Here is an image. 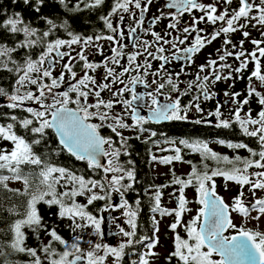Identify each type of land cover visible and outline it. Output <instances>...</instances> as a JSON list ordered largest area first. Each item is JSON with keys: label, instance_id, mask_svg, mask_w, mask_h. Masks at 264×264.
<instances>
[{"label": "snow or ice", "instance_id": "snow-or-ice-1", "mask_svg": "<svg viewBox=\"0 0 264 264\" xmlns=\"http://www.w3.org/2000/svg\"><path fill=\"white\" fill-rule=\"evenodd\" d=\"M58 2L69 12H79L83 11L81 4L86 9H96L103 5L105 0H78L71 8L69 0ZM13 3H16V0H13ZM23 3L28 5L31 0H23ZM43 3L44 0H35L34 10L39 12ZM153 3L154 0H113L111 10L99 18L110 33L107 35L101 32L95 36H83L71 31L67 20L58 25L47 17L42 19L45 20L48 29L40 34L38 29L26 24L19 13L9 16L0 24V27L8 32L22 33L24 36L15 47L0 44V69L14 73L17 77L11 94L4 87H0V96L10 101L7 104L9 109H20L29 114L24 118L11 115L10 123L0 124V141L11 144L10 149L0 148V171L11 174L0 175V186L18 193V189L8 188V181H23L25 191L20 194L30 196L24 218L16 220L12 225L14 236L9 245L14 252L25 253L34 258L30 264H44L36 248L25 246L26 234L23 231L26 227L31 229L37 239L41 229L47 231L37 208L39 203L42 202L49 207L58 206V217L71 220L70 227L73 232L77 229L91 228L94 235L102 237L103 215L97 217L88 210V206L96 201L106 202L100 209L101 212L123 209L122 216L125 218L127 228L120 226L119 232L126 239L118 247L89 241L90 250L84 252L80 246L81 237L77 236L75 241L69 244L55 228H52L47 231L51 240L48 244L42 245L39 251L45 254L48 264H106L109 257L112 258V264H122L126 249L135 243L140 205L137 199L136 207L133 208L125 199L126 193L133 188L136 181L134 167H125L120 163L121 155L129 154L127 149L130 137L124 135L125 130L143 133L148 131L144 126L150 121L159 123L188 120L189 112L193 110L203 114L201 97L207 101L216 95L210 91L209 86L221 80L243 79L242 75L234 77L233 73H243L248 69L249 63H254V68L247 77V95L240 100L238 98L242 93L225 91L224 95L229 97L228 102L236 107L232 112L233 120L221 119L219 126L231 127L234 122L243 135L255 138L258 150L245 143H229L227 147L246 149L249 153L248 157L237 155L229 158L212 151L206 143H189L181 140L180 144L200 153L202 167L192 164L191 172L187 174L186 179L177 176L172 170L170 183L179 185L177 208L161 207L160 189L169 186L166 184L157 186L152 197L151 211L162 216H175V222L170 225L175 237L174 251L170 253L169 261L175 257L181 264H264V231L237 226L232 215L237 213L242 218L257 221L264 216V198H255L249 207L243 191L245 186H250L249 191L255 197L256 190H264V71L261 66V58H264V47L261 45H264V39H252L254 50L246 52L243 39L239 42V51H235L237 45L230 38L231 34L246 29L249 25L264 29V0H212L209 3L202 0H167L164 7L176 11L164 12L158 9L160 14L153 16L151 20L154 26L160 20L171 17L172 22L167 25V29L171 31H166L163 35L152 28H145L146 13ZM195 11L200 13L198 17L193 14ZM186 13L191 20L181 27L180 18ZM125 14L132 23L124 24ZM200 24L212 25L213 32L201 35L206 33V29L199 27ZM216 25L219 27H215ZM58 28L63 29L69 38L48 40L47 38L54 35ZM126 30L135 49L130 53L124 51L128 47V44L124 43ZM138 30L153 39L149 41L137 38ZM173 32H179L181 35H173ZM241 34L244 38L251 35L247 30ZM222 35L225 39L217 53L218 60L223 63L218 64L216 59L207 60L205 64L199 66L194 79L188 81L183 89L178 82L179 73L175 74V78L172 74L163 75L167 72L166 65L170 63L167 52L174 49L175 51H171V59L194 63L193 57ZM261 35L264 36V31ZM101 40L114 45L111 47L112 54L100 62L90 61L88 57L92 52L89 49L103 56V46L98 43ZM74 45L79 46L78 51ZM229 45L233 50H229ZM37 46L43 50L34 59L30 50ZM19 49L27 50L23 63L14 60L12 56ZM229 57L239 61L237 67L233 68L226 62ZM242 57L244 59H241ZM78 61L83 62L82 75L74 70ZM152 61L160 63L153 68ZM9 64L14 67H9ZM56 66L61 67L59 75H54ZM98 69H103V75L99 80L96 75L90 74L96 73ZM206 69L210 70L211 76L201 75ZM223 69H228L226 74L222 73ZM66 75L74 83H70L66 91H54L65 83ZM150 76L151 83L148 81ZM137 85L146 88L152 85L156 87L152 92L139 93ZM232 86L234 85H230ZM165 88L169 89L167 95L163 92ZM193 90L195 94L189 103L182 105L181 97L189 95ZM104 93H107V98ZM172 93L176 95L173 96ZM126 94H130V98H127ZM146 96L150 98L151 103L147 105L149 115L144 116L141 115L140 102H143ZM160 96H164L167 102L161 103L158 98ZM253 97L259 105L255 116L250 107L244 111V106L249 105ZM26 102H31L37 107H25ZM117 106H121V111H116ZM221 107L222 105L218 103L215 112L209 114L221 117L223 115ZM129 119L132 121L131 124L128 122ZM17 125L26 133H30L32 139L18 134ZM103 128L110 129L118 138L119 147L115 146L117 141L112 136L105 137L101 134ZM49 130L58 138L59 148L53 150L56 154L66 150L77 160L85 161L89 169L100 174L99 178H86L42 159L35 151V147L42 144L47 146L45 142ZM155 135V132L150 133L152 137ZM105 145L108 147L105 148ZM174 151L175 155L162 158L161 163L167 165L173 161L184 162L180 154L181 149L176 147ZM102 157L107 158L106 163H102ZM152 158L156 159L155 156ZM207 160L214 161L217 167L210 168ZM127 163L129 166L133 164L131 160ZM187 163L191 164V161ZM221 163L231 167H220ZM24 166L39 168L36 175L40 177V181L34 191L29 192L31 174H24ZM216 177H223L225 182L231 181L240 186L241 190L233 197L231 205L218 195ZM58 185L65 190L58 192ZM189 186L195 188L198 195L196 203L200 207L191 221L183 225L187 234V239H184L176 229L181 226L183 214L191 211L187 207L189 201L185 196V189ZM113 193L119 195V204L112 202ZM172 195L175 197V193ZM78 197H84L86 203L78 202ZM8 211L15 212V209ZM253 211H257L259 215L252 216ZM229 229L235 230V234L225 235ZM154 231L158 232V227ZM53 242L64 245V251L57 252L52 247ZM158 242L157 237L155 243L147 246L149 251L143 254L138 264H150L148 257L157 255L151 249ZM0 255H4L2 249ZM5 264H8V261H5ZM132 264H137V261H132Z\"/></svg>", "mask_w": 264, "mask_h": 264}, {"label": "trees", "instance_id": "trees-1", "mask_svg": "<svg viewBox=\"0 0 264 264\" xmlns=\"http://www.w3.org/2000/svg\"><path fill=\"white\" fill-rule=\"evenodd\" d=\"M34 5L35 0H31V3L28 5H25L23 3V0H16V3H13V0H0V24H2L3 21L9 16H13L15 13H19L24 22L30 25L31 27L38 29L40 34H42L43 31H46L48 29V26L45 20L42 19V17L52 19L58 25L61 24L63 21L67 20L71 30V12L67 11L58 2V0H44V3L40 6L39 12H36L34 10ZM69 7L71 8V0H69ZM56 38L68 39L69 37L63 29L58 28L55 31V34L49 36L47 39L54 40ZM23 39L24 36L22 33L13 34L8 32L6 29L0 27V44L7 45L8 47H15L16 44L19 41H22ZM42 50L43 49L41 47L37 46L31 49L30 52L33 58L35 59ZM26 51L27 50L25 49H19L17 52L12 54L13 59L19 61L20 63H23ZM66 59L67 58H65V60ZM9 67L14 66L9 64ZM60 71L61 69H59L58 71L54 70V75H59ZM245 71L250 74L252 70L247 69ZM16 78L17 77L14 73L0 69V87H4L10 94L13 91V85L15 84ZM65 81H70L69 76H65ZM46 82L50 83V81ZM32 89L34 90V86H32ZM253 99L254 102L257 103L256 98ZM8 103H10V101H8L7 98L4 103H0V124L10 123L11 120L9 119V117L11 115H16L18 118H24L26 116H29L28 113L20 109H9L7 107ZM27 106L37 107L34 106V104L31 105V102H26L25 107ZM172 129H177L180 131L178 127H172ZM17 132L20 135H24L29 140L32 139L31 134L26 133L23 129L19 128L18 125ZM179 134L182 133L179 132ZM183 139L185 141H188L189 143H206L212 151L218 153L221 156H228L229 158H233L237 155L241 157L249 156V153L246 149H232L227 147V144L229 143H245L248 144L249 147L258 150V144L255 138H250L243 135L239 126L234 122L232 123L231 127H222L218 125L211 129L196 127L194 126V124H190L186 127V131L183 134ZM221 141H223V143H221ZM45 143L47 146H45V144L36 146L35 151L37 152V154L41 155L42 159L47 160L48 163H51L58 167L67 168L75 172L77 175H84L86 178H99L100 174L94 173L91 169H89L85 161L77 160L66 150L60 151L59 154H56L53 151L54 149L59 148V145L58 139L52 130H49L48 139ZM215 143H217L218 146L226 147V149H224L223 152H218L217 150H215L214 147H212V144ZM128 144L129 147L127 151L129 154L123 155L120 158V163L124 164L125 167H134L136 181L133 185V188L126 193L125 199H127V201L133 206V208L136 207V200L138 199L140 201L139 215L137 218L138 228L135 240H142L145 242L151 236L150 229L157 228L158 219L165 217L160 215L159 213H153L151 211V208L153 206L152 197L154 195V192L156 191L157 186L166 184L170 185L171 183L169 180H166L165 183H160L155 177L154 167L157 162H161V158H158L156 156V152L152 148L154 142H139L135 140H130ZM181 147L184 148L185 146L181 145ZM0 148L10 149L11 144L10 142L0 141ZM184 149L187 152L186 154L192 155V157L190 156L188 159H185L183 157V154H181L182 160H185L186 162L191 161V164H195L198 167H202V157L200 153L193 152L191 149L186 147ZM173 155L175 154H168V156ZM153 156L156 157L155 160L152 158ZM129 160L133 162L131 166H129L127 163ZM206 163H208L210 168L217 167L216 163L212 160H207ZM219 166L223 168L231 167L230 165H226L223 163H221V165ZM23 171L25 175L31 174L29 175L31 184L29 192L34 191L40 181V177L36 175V173L39 172V168L36 166H24ZM0 175L11 174L7 171H0ZM219 178L223 177H216L215 181H217ZM125 183H127V181H125ZM231 183L233 184V189L235 190V194L237 195L241 190L240 186L235 184L234 182ZM249 187L250 186H245L243 188V191L249 190ZM8 188L18 189L19 192L17 193L9 191L3 186H0V249H2L4 252V255H0V264H5V261H8V264H30V261L34 258L28 256L25 253H16L9 247L14 236V233L12 232V225L15 223L16 220L24 218V213L27 210L28 200L30 199V196L20 194L25 191V185L23 181L10 180L8 181ZM57 190L58 192H63L65 189L58 185ZM160 191L162 192L161 207L168 208L163 201L166 187L160 189ZM197 199L198 195L194 199V201L196 202ZM77 200L80 203H86V199L84 197H78ZM188 201L192 200L188 199ZM105 203V201H96L93 203V205L88 206V210L93 215L99 217L100 215H102L100 209L104 207ZM198 206L200 207V205ZM13 208L15 209V212L8 211V209ZM37 208L39 210L40 215L43 217L42 223L47 226V231H50L52 228H55L58 234L61 235L62 238H64L66 241H68L69 244L73 243L77 236L80 237L78 233L80 229H77L75 232L72 231V228L70 227L72 223L71 220L67 218L58 217V206L53 205L49 207L48 205L41 202L37 205ZM153 217L155 219H153ZM23 231L26 234L25 246L30 248H36L44 264H48V261L45 258V254L39 251L42 245L48 244L51 240V237L47 234V231L41 229L39 232V239H37L36 234L31 229L26 227L23 229ZM179 235L182 238L187 239V234L184 230V227H182V231L179 233ZM88 242L89 240H86L84 238H82V242L80 241V246L84 251L88 249L86 245V243ZM52 247L57 252H62L64 251L65 246L60 245L58 242H53ZM127 253L133 256L136 252L133 250H129V252ZM179 263L181 262L179 261ZM122 264H132V261H129L128 258H126L125 256L123 258Z\"/></svg>", "mask_w": 264, "mask_h": 264}, {"label": "flooded vegetation", "instance_id": "flooded-vegetation-1", "mask_svg": "<svg viewBox=\"0 0 264 264\" xmlns=\"http://www.w3.org/2000/svg\"><path fill=\"white\" fill-rule=\"evenodd\" d=\"M77 2L78 0H71V7H73ZM166 2L167 0H154V3L150 7L149 12L146 13L145 28H152L153 30L161 33L162 35L166 31H171L167 29V25L170 22H172L171 17L160 20L154 26L151 23L152 17L160 14L158 12V9H162L164 12H169V11L175 12L176 11L175 9L169 10L166 7H164ZM202 2L209 3V2H212V0H202ZM112 4H113V0H105V3L96 9H86L84 8V5L81 4V8L83 9V11L71 12V31L78 33V34H82L83 36H88V35L95 36L96 34H99L101 32H103V34L105 35L110 34L104 28V24L99 18L102 15H107V13L111 10ZM235 6L236 5L234 3L233 7ZM136 11L138 14V10ZM193 14L197 17L200 15L198 11H195ZM113 19L115 21V18ZM180 20H181L180 26L182 27L184 24L190 22L191 17L189 16V14L186 13L180 18ZM130 23H132V21H130L128 19L127 14H125L124 24L128 25ZM199 27L206 29V33H202L201 35L211 33L214 30L213 26L209 24H200ZM215 27H219V25H216ZM244 30H247L251 33V35L248 38H244L242 36L241 32ZM262 31H264V29L259 28V27L254 28L251 25H249L246 29H243L234 34H231L230 38L232 42L237 45V48L235 49V51H239V42L242 39L244 40L243 47L246 50V52L253 51L254 45L251 43V40L252 39H264V36L261 35ZM173 35H181V33L173 32ZM194 35L195 34H193V37ZM136 36L137 38L142 39V40L151 41L153 39L150 35L145 34L141 30L137 31ZM191 39L192 37H190V40ZM224 39L225 37L222 35L220 38L213 41L211 44L206 45L198 54H196L193 57L194 63H190L187 60L171 59V51H175L174 49L167 52L166 54L170 56V63L166 65L167 72L163 73V75L166 76L168 74H172L175 78V74L179 73L178 82H180V87L181 89H183L186 86V83L188 81L194 79L195 74L199 71V66L202 64H205L207 60L216 59L218 61V64L223 63L218 60L219 53H217V49H220L222 47ZM98 43L103 46L104 54L103 56H101L100 54L96 53L92 49H89V51L92 52V54L89 55L88 57L90 61L100 62L105 57L110 56L112 54L111 47L114 45H110V42L105 41V40H101ZM124 43L128 44V47L124 50L126 53H130L135 50L132 47V42H131V39L128 37L127 30L125 31ZM165 47L167 48L168 46H165ZM261 47H264V45H261ZM228 48L229 50H233L231 45H229ZM73 55H75V52H73ZM149 59L151 58L149 57ZM241 59H244V58L242 57ZM140 60L142 61L143 57H141ZM226 62L228 64H231L233 68L237 67L239 64V61H236L233 57H229ZM82 63L83 62H79V61L76 62V67L74 70L77 71L78 74L82 73L81 72ZM152 63H153V68H156L160 62L152 61ZM251 70H253V68ZM221 71L222 73L226 74L228 69H223ZM90 74L96 75L97 79L99 80L100 77L103 75V69H98L96 73H90ZM204 74H208L211 76L210 70H207V69L205 73H201V75H204ZM236 74L237 73H233L234 77L236 76ZM240 75H242L244 78L238 79V80L233 79V80H228V81L221 80V81L216 82L214 85L209 86L210 91L215 92L216 95L211 100H207V101H204L203 98L201 97L200 104H201L202 109L204 110L203 114L197 113L193 110L189 112V115H192V117H190L188 120L160 121L159 123H154L150 121L148 124L144 126L146 129H148V131H145L143 133H138L133 130H125L124 135L130 137L129 141L135 140L139 142H151V141L154 142L152 148L156 152L157 157L160 155L166 154L165 152L161 150L162 147L164 146H168V147L170 146V148L174 151L176 147H179L182 145L180 144V141L184 140L183 134L186 131V127L188 125L194 124V126L196 127H201L205 129H211L219 125V122L222 116L218 118L216 116L210 115L209 113L215 112L218 103L219 105H222L220 109L222 113L223 111L227 109L228 105H230L229 102H227L229 101V98H224L225 91H228L231 93V92H241V90L246 89V85L248 83L247 77L249 73L244 71L243 73H239V76ZM151 80H152V77L151 76L148 77L149 83H151ZM65 82H69V81H65ZM70 83H74V81H71ZM230 85H234V86L230 87ZM155 87H156L155 85H152L150 88H146L143 85H137V90L139 93H147V92L154 91ZM163 92L165 93V95H167L169 93V89L165 88ZM194 94H195V90H193V92L190 93L189 95L182 96L181 104L184 105V104L189 103V101L192 98V95ZM103 95L105 96V98H107V93H104ZM172 95L175 96L176 94L172 93ZM126 97L130 98V94H126ZM158 98L160 99L161 103L167 102L164 96H160ZM150 103H151L150 98L147 96L145 97V100L143 102H140L141 115H144V116L149 115L147 105H150ZM70 107H75V105H71ZM118 111H121V106L118 107ZM197 120H201L202 122L196 123ZM93 122H96V121H93ZM128 122L130 124L132 123L130 119L128 120ZM172 127L173 128L178 127L180 131L177 129H172ZM151 132H155L156 135L154 137L150 136ZM179 132L182 134H179ZM101 134L104 135L105 137L112 136V138L117 141L115 146L119 147L118 138L115 137L113 133H111L110 129L103 128L101 130ZM137 136H139V138H137ZM174 144H176L175 147H174ZM105 147L107 148L108 146L105 145ZM122 156L123 155H121V157ZM166 156H168V154H166ZM148 239L149 241H152L151 238H148ZM126 258H128L129 261H132L130 257H126ZM135 260L139 262L140 259H134V261Z\"/></svg>", "mask_w": 264, "mask_h": 264}, {"label": "rangeland", "instance_id": "rangeland-1", "mask_svg": "<svg viewBox=\"0 0 264 264\" xmlns=\"http://www.w3.org/2000/svg\"><path fill=\"white\" fill-rule=\"evenodd\" d=\"M73 47L76 48L77 51L79 50L78 45H74ZM64 50H67V49H64ZM257 55H259V53H257ZM261 66H262V71H264V58H261ZM252 68H254V63H249L248 69H252ZM59 69H61V67L56 66L55 70L58 71ZM79 75H82V73ZM236 76H239V74L237 73ZM69 82H71V81H69ZM62 86L59 89H54V91L62 92ZM240 93H242V95L238 99L243 100L245 98V96L247 95V89L241 90ZM224 98H229V97L224 96ZM253 98H255V97H253ZM253 98L250 100L249 105L244 106V111L246 112L248 110V108L250 107L252 109L253 116H255L257 111L259 110V105L254 102ZM229 104L230 105H228L227 109L225 111H223V113H222L223 115H222L221 119L233 120L232 112L235 109L236 105L231 104V103H229ZM34 106H36V105H34ZM118 107L119 106L116 107V111H118ZM242 115H243V113H242ZM190 117H192V115H189V118ZM175 145L176 144H174V147H175ZM212 147H214L215 150H217L218 152H223L224 149H226V147H224V146H218L217 143L212 144ZM179 148L181 149L180 154H183V157L185 159H188L190 156L192 157V155L186 154L187 152L185 151L184 148H182L181 146H179ZM161 150L163 152H165L166 154H172V152H173V154H175L174 151L170 148V146L169 147L164 146V147H162ZM166 154L160 155L158 157L159 158L167 157ZM183 161L184 162L173 161L171 164H167V165L163 164L161 162H157L155 165V168H154V174H155L157 181L160 183H165L166 180L171 181L172 170L175 171L177 176H180V177L186 179L187 174H189L191 171L192 164L187 163L185 160H183ZM250 171H255V169L250 170ZM216 183H217L216 185H217L218 195L222 196L224 198V200L228 204L231 205L232 201H233V197L236 196L235 190L233 189V184L230 181L225 182L224 178H219L216 181ZM178 188H179V185H172V184H170L168 187H166V191H165V194L163 197V201L169 209L177 208V202L175 200V197L179 196ZM173 193H175V197L172 195ZM244 193H245V197H244L245 202L249 207H251L252 203H254L255 198H264V190H256V196L255 197H253L252 193L249 190L244 191ZM115 195H116V193H114V195L112 197L113 200L115 198ZM185 196L187 199L192 200V201H189V204L187 205V207L190 208L191 211L185 212L183 214L181 226L176 229V232H178V233H180L182 231L183 225L189 223V221H191V219L197 214V211L199 208L197 203L194 201V199L197 197L195 190H194V187L189 186L188 188H186L185 189ZM113 200H112V202H113ZM107 212L112 213V227L113 228H119L120 226L127 228V225L124 223L125 218L122 216L123 209H114V210L110 209ZM107 212H105V213H107ZM232 215L234 217V222L237 224V226H245V227L253 229V230L264 231V216H261V218L257 221L255 219L249 220V219L242 218L237 213H233ZM251 215L256 216V215H259V213L257 211H253L251 213ZM173 222H175V216L174 215L159 218L158 219V226H157L159 231L158 232L154 231L155 228L150 229V234H151L150 238L152 239V242L149 241V239L145 242L142 240L141 241L135 240V243L131 247L126 249V255L125 256L130 257V259L132 261H134V259H141L143 254L145 252L149 251L147 246L151 243H155L156 238L158 237L159 242L156 243V246L153 249H151V251H154L155 253H157V255L154 257L153 256L148 257V259L150 260V264H181V263H179L178 259L175 257L171 258L170 261L168 260L170 253L172 251H174L175 233L170 229V225ZM145 231H147V230H145ZM78 233L81 237V240H80L81 242H82V238H84L86 240L92 241L93 243H102V244L105 243L103 237L94 235L93 230L91 228L80 229L78 231ZM232 233H235V230L229 229L228 232H226L225 234L230 235ZM125 239L126 238H124L121 234H119L117 239H116L115 245H113V247H118L119 244L121 242H123ZM86 245H87L88 249L84 252H87L88 250H90V244L88 246V243H86ZM86 245H85V248H86ZM129 250H133L136 253L133 256H131L129 253H127V252H129ZM106 264H112V258L111 257H109V259L106 261Z\"/></svg>", "mask_w": 264, "mask_h": 264}, {"label": "water", "instance_id": "water-1", "mask_svg": "<svg viewBox=\"0 0 264 264\" xmlns=\"http://www.w3.org/2000/svg\"><path fill=\"white\" fill-rule=\"evenodd\" d=\"M69 84H70V82H65L63 84V86H62V91L68 90ZM5 100H6V97L0 96V103H4ZM101 160H102V163H106L107 158L106 157H102ZM175 200H176V197H175ZM113 203H115V204H119L120 203V198H119L118 194L115 195ZM102 215L104 217V222L101 225V229H102V232H103V236L102 237H103V239H104L106 244H108L109 246H113V245H115L116 239H117L118 235L120 234L119 228H113L112 227V213L111 212H107V213L103 212ZM233 234H235V233H232L230 235H233Z\"/></svg>", "mask_w": 264, "mask_h": 264}]
</instances>
